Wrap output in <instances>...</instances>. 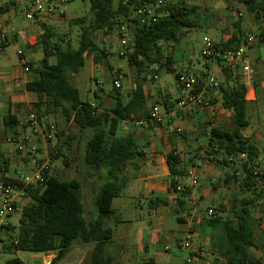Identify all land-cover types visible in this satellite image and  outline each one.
<instances>
[{
  "label": "trees",
  "instance_id": "1",
  "mask_svg": "<svg viewBox=\"0 0 264 264\" xmlns=\"http://www.w3.org/2000/svg\"><path fill=\"white\" fill-rule=\"evenodd\" d=\"M84 1L90 3L89 19L81 17L71 21V24L80 30L78 47L74 48L62 37H58L52 28L39 25L43 33L39 36L38 45L43 57L39 67L33 70L35 78L26 84V90L37 97V102L34 103L35 111L44 112L47 117L61 112L65 127H75L81 136L88 134L83 163L90 175L101 181L94 198L97 214L94 220L89 219L85 211L81 179H62L49 168L46 171L45 182L27 190L30 202L19 211L18 227H12L18 232L17 243H10L6 252L54 253L56 257L50 264H57L76 244H93L89 255L91 264L116 263L115 257L108 253V246L114 237V226L108 225L115 214L113 202L121 196L127 185L126 169L135 161L144 158V154L131 137L119 135L120 124L128 120L150 122L149 97L144 89L148 82L147 77L152 73L153 67H158L159 71L164 69L177 79V70L173 69L174 60L168 54L167 47L179 43L187 30L196 27L192 15H196L198 11L197 6L185 8L183 5L166 4L157 13L156 22L140 25L133 16L134 9L131 8L134 0ZM225 1L228 4L245 5L254 19L264 26V2ZM3 2L5 7L0 9L1 15L15 10L16 0ZM124 25H128L131 33L130 44L133 52L127 59L133 69L134 88L124 95L120 91L121 88L117 89L114 85V93L107 95L112 99V105L103 107L99 103L94 104L93 108L91 103L81 99L80 91L72 84L71 77L84 68L88 58L92 57L95 65L108 64L110 53L96 42V34L98 32L113 34ZM261 33H264V27ZM245 35L234 34L225 45L239 47L238 37ZM224 72L227 79L232 80V85L226 89L220 84L221 106L232 115L231 127L227 128L224 123H217L210 129H205L206 151L201 161H214L219 166L229 168L244 155L240 189L243 193L250 191L256 193L257 185L264 182V171H256L254 162L258 159L260 151L253 143L252 137L244 135V131L251 126L248 120L247 87L240 75H234L227 69H224ZM114 81L115 75L113 84ZM94 96L99 99L97 92ZM159 105L168 111L174 108L170 98H163ZM4 123L7 129L17 133L18 121L15 115H7ZM175 134L177 137L186 138L184 133L176 131ZM76 139L77 136L71 130L65 134L64 129L61 131L58 129L53 145L59 150L54 158L62 156L67 165L68 153L71 152L73 141ZM201 148L197 149L198 153ZM198 153L186 159L174 147L166 156L169 192L178 195L176 199L178 206L185 203L187 189L177 192V187L181 178L195 165ZM8 170L7 161L1 155L0 174ZM237 172L226 173L223 185L230 186V181L233 180L239 182ZM4 180L2 176L0 181ZM219 182L214 185V192L220 186ZM262 194L260 190L254 198L244 196L241 206L232 205L230 215L225 219L221 216L225 212V205L221 203L218 213L207 218L206 224L218 234L223 247V250L218 252L223 259L219 264H264L263 259L255 255L258 246L255 243L253 228L261 220L255 219L253 212ZM6 264L24 263L18 258H13Z\"/></svg>",
  "mask_w": 264,
  "mask_h": 264
},
{
  "label": "crops",
  "instance_id": "2",
  "mask_svg": "<svg viewBox=\"0 0 264 264\" xmlns=\"http://www.w3.org/2000/svg\"><path fill=\"white\" fill-rule=\"evenodd\" d=\"M29 1L30 0H16V6L14 7H16V9L20 5L26 7ZM230 5L228 7H220L211 14L202 13L207 16L209 20H213L211 22V27H213L215 31L221 33V39L217 40V42H226L237 33L252 35L262 31L264 27L263 24L254 19V16L248 12L245 5L234 3ZM14 11L15 10H12L11 13ZM11 13L4 15L0 14V27L4 30L8 27H12L15 30V32L8 37L7 43L0 41V148L9 166V170L6 172L7 176L15 173L27 174L35 167L32 158L18 154L14 150V147L5 143L6 137L13 133V131L5 127L4 118L9 114L15 115L18 121L17 133L29 132L27 116L29 114L28 112L33 111L34 103L37 102V97L34 93L26 90V84L35 78L33 70L39 67L40 60L43 57L42 50L38 45L39 36L43 33L40 29V24L30 22L28 27L21 28V26H19L15 28V16ZM238 13L241 14L240 17L237 15ZM217 17L219 19L215 21ZM68 20L71 19L68 18ZM2 22H7L8 24L5 26ZM63 23L64 21H49L43 25L54 29L53 27L63 25ZM182 40L178 43L180 51L175 54V59L178 53L183 52L181 47ZM11 45L20 46V49L17 51L18 61L14 65L9 64L10 60L5 54L6 49ZM259 45L251 47L248 53L264 44ZM20 52H23L22 57L19 55ZM248 53L247 56L251 63V57ZM108 59V64L95 65L91 57L92 75L95 73V66L98 67L99 70L104 68L102 70H104L105 75V68L108 67V69L112 71L117 61L111 54ZM253 61L262 65L264 63L260 55L255 56ZM176 62H178L179 66L182 64L184 65L182 60H174L173 69L175 70ZM24 63L30 68L29 72L24 71ZM256 67L259 71V80L256 83L255 79H253L252 85H248L247 87V92L249 93V103L252 101L253 103H258L260 112L264 111V66L258 67L256 65ZM195 72L199 73L202 77L206 74L214 78L220 75L223 82H219L218 78L215 79L226 89L232 85V80L227 79L222 63L218 60L209 59V62L205 64L204 70ZM113 74L112 72L111 77ZM173 77L175 79L174 87L176 91L173 89L172 82L166 79L165 76H162L158 84L154 87L150 86L149 82H147L144 87L145 93L149 97L148 108L153 104H156L158 108H163L162 113L165 121H163L162 125H155L151 122H147L143 127L131 125L127 132H123L124 136L131 137L134 140L139 150L144 154V158L135 161L132 166L126 169L125 176L128 180L121 196H123V194H128L130 197H133L138 208L142 209L146 207V215L144 213L140 214L139 218L141 221H136V217L133 215L132 227L125 225L123 229H119L121 226L120 222L112 224L111 221L113 219H111L108 225L114 226V237L111 244L108 246V253L114 257L117 251H119V255H125L130 252L126 244L130 245L131 243L132 246L136 247V254L138 255V258L135 257L134 264H185V254L178 250L177 244L182 239L186 229L192 226L195 232L196 244L203 247L206 251V255L201 257L194 264H219V262H223V259L218 254L219 245L216 242L217 239L215 240L217 235H215L214 231L206 224L208 217L206 215L207 207H205L209 201L214 185L217 184L213 177H215L219 165L214 166L210 163L208 164L206 160L201 161L205 156L206 144H200L199 136L201 135L204 140L205 129H210V127L217 123H223L225 118H231L232 115L221 106L220 90L213 89H208L205 94L212 105L210 109L193 107L176 111L175 107H169L170 110H166L164 106L159 105L163 98H170L174 101L183 94V91L176 82L175 75H173ZM152 87L155 88L156 92L153 91ZM133 88L134 82L126 94L130 93ZM98 91L100 90H93L94 94L95 92L98 93ZM175 94L177 96H175L174 99ZM103 95L104 98L99 97V99L95 98V100L88 102L96 105L104 102L107 106H103L102 104L103 107H110L112 105V99L105 93H103ZM178 126H182L179 128L181 131H178L176 128ZM249 128H252V124ZM176 131L186 134V138L177 137L175 134ZM254 134L256 137L263 139L262 133L259 134L258 131L251 133L247 137H252L253 139ZM174 147H176L186 159L188 156H193L198 153L197 149L202 147L195 160V165L190 169V171H196L199 183L186 190L187 195L184 199L185 203L182 206H178L177 204L176 199L178 195L169 192V169L166 156ZM41 150L35 154L38 160V154L41 153ZM100 183L101 181H99L96 176L86 183L83 182L82 198L91 201V195H93L94 205V198ZM142 197H145L144 201H141ZM146 202L148 203L146 204ZM78 245H81L82 248L83 246H87L83 257L90 255L93 244H77V246ZM74 247H76V245L71 247L70 250ZM165 247H169V250L165 251ZM209 249L213 253L210 254L215 260L214 262H210L209 260ZM257 251L258 254H255L256 257L262 258L264 249L257 248ZM40 256H42V258H40L42 264H50L56 257V254H39V257ZM116 258L117 257H115V259Z\"/></svg>",
  "mask_w": 264,
  "mask_h": 264
},
{
  "label": "rangeland",
  "instance_id": "3",
  "mask_svg": "<svg viewBox=\"0 0 264 264\" xmlns=\"http://www.w3.org/2000/svg\"><path fill=\"white\" fill-rule=\"evenodd\" d=\"M3 1V0H2ZM263 1L264 0H260ZM167 4L171 5H183L185 8H191L192 6H197L198 11L196 15H192L193 20L195 21L196 27L192 28L191 30H187L185 34V38L181 42V47L183 49V52H180L177 54V60L183 61L184 65H178V62H176V70L180 72L182 69H186L188 71H199L205 69V64L209 62V59H206L202 57L201 50H202V44L205 38H209L213 41H217L221 39V33L217 32L211 27V22L213 20H209L207 16H205L202 13L211 14L214 12V10H218L220 7L223 6H229L230 4L226 3L225 0H167ZM231 6V5H230ZM161 10V9H160ZM159 10V11H160ZM158 11V12H159ZM15 21L14 24L15 28H18L21 26L28 27L30 25V22L27 21L24 18L25 13V6L20 5L18 8H15ZM71 20H68V18ZM86 17L89 19L90 17V3L89 1H83V0H75L72 2L66 11V19L64 20L63 25L55 26L53 27L55 33L58 35V37H62L66 42H69L71 46L74 48L78 47L79 43V34L80 30L78 27H75L73 24H71V21L73 18H81ZM218 17L215 18V21H218ZM3 25H7L8 23L2 22ZM247 35V34H246ZM96 42L103 48H105L117 61L116 65L113 67V70L110 71L106 65V75L104 73V68L101 70L98 69V67L95 66V73L92 75V63L90 58L86 59L84 68L76 75L71 77L72 84L80 91V96L83 101H93L95 100L94 92L93 90H100L98 91V96L100 98H104L103 93L106 95H109L110 93H114L115 88L113 84V76L111 77V73H120L122 75L121 79V89L120 91L123 94H126L129 89L133 85V78L131 71L133 70L129 63L128 59H122L118 56V50L120 48V42L117 37V33L106 35L103 32H98L96 34ZM262 45V44H260ZM259 45V46H260ZM20 49L19 45H11L8 47L5 51V54L8 56L9 64L14 65L18 61L17 51ZM168 54L172 57L173 60L175 59V54L180 51V47L178 43H175L171 46L167 47ZM251 57V66L254 70V79L255 82L259 80V71L258 67L264 66L262 64H257L255 61H253V58L255 56L260 55L261 59L264 62V45L257 47L256 49L250 51L248 53ZM122 62V64H121ZM111 64V63H110ZM168 73L166 70L162 69L158 72V80L150 81V86H155L158 84L159 80L162 78V76H165L166 79L170 80L172 82V85L174 87L175 85V79L172 74H166ZM166 74V75H165ZM94 76V77H93ZM215 78H218V81H222L221 76L218 75V77L215 76ZM253 81V80H252ZM252 85V82H251ZM152 87V88H153ZM174 91L175 87L173 88ZM153 91L156 92L155 88H153ZM176 94L174 95V99ZM103 102V101H102ZM103 106H107V104L102 103ZM163 108L159 107L160 112H163ZM259 104L250 102L248 104V120L252 124V128L244 131V135L249 136L251 133L258 131V133H262L263 139L256 137L254 134L253 143L258 147L260 154L258 159L254 162L256 166V171L262 172L264 171V111L259 112ZM201 110V109H200ZM31 112H37L33 108V111ZM27 113V114H28ZM38 113V112H37ZM44 117V119L48 123H55L57 124V127L59 131L65 130V134H68V131L71 130L76 136L77 139L73 141L72 144V150L70 153H68V160L67 165L64 162V159L62 156L58 158H54L58 154L59 149L54 148L53 143H47L45 149L41 150V153H39V161H42L43 163L48 161V165L51 168V172L54 174L59 175L62 179H72V178H78L81 179L82 182L86 183L87 181H90L93 179V176L90 175V172L87 168V166L83 163V154L84 149L87 143V136L86 135H80L78 130L75 127H65V123L63 120V116L61 112H58L51 116H46L44 112L38 113ZM28 117V116H27ZM165 121V119L163 120ZM225 126L227 128L231 127L232 118H225L223 121ZM182 127V126H181ZM180 126L176 128H181ZM119 135L124 136L123 132H120ZM200 138V144L203 143L206 144V140L202 139L201 135ZM64 140V138H63ZM62 140V141H63ZM79 142V143H78ZM197 147V145H196ZM205 155V154H204ZM245 158H240L236 161L235 164H231L230 167H223L218 166L216 162H208V164H212L214 166H218V171L215 174V177L213 179L216 180V182H219V187L215 192H211L209 201L205 205L207 207L206 215L208 211H212L213 214H217L218 207L221 203L225 205L224 209L225 212L221 214V216L225 219L227 216L230 215V212L232 210V205L241 206V201L244 196L246 197H256V194L262 190V197L259 198L257 205L255 207V210L253 212V216L258 221L260 220V223L255 225L254 228V239L255 243L258 246L259 249H264V182H260L257 185V192L253 193L250 192H241L240 189V181L243 178V170H242V161H244ZM234 171H238L237 175L239 177V182H235L233 180L230 181V186H224L223 181L225 180L226 173H232ZM2 175H0L1 178ZM191 179H189V182ZM1 196V194H0ZM92 199L91 201L83 199V203L85 206V211L87 214V217L89 219H96V209L93 205V195H91ZM145 198V197H144ZM142 197L141 201H144ZM234 201H237L236 203ZM148 202H146L147 204ZM113 207L116 211L113 220L111 221L113 223L120 222V228L123 229V226L127 225L128 227H132V216L134 215L136 217V221L140 220V214L144 213L146 215V207L140 209L136 205V202H134L133 197H130L128 194H123V196H120L119 198L115 199ZM173 216V215H171ZM19 217L20 213H16L14 217L10 218V222L15 226L18 227L19 223ZM208 218H210L207 215ZM134 222V220H133ZM215 237L216 242L219 245L218 251L223 250V247L220 243V238L218 234ZM81 246V245H80ZM79 245L74 247L72 250L68 252V255L64 257L62 260L58 261L57 264H91L90 257H83L84 251L87 248V246L80 247ZM128 249L130 250L129 253L125 255H119V251H117L115 254L116 263L115 264H134L135 257L138 258V255L136 254V247L132 246L131 243L126 244ZM258 251L255 250V254ZM212 251L209 249V260L210 262H214L215 260L211 256ZM13 258L20 259L24 264H42V256L39 257V254H35L32 252H24V251H18L14 253L6 252V249H2L0 246V264H6L8 260H11ZM263 261H264V255H263Z\"/></svg>",
  "mask_w": 264,
  "mask_h": 264
},
{
  "label": "built area",
  "instance_id": "4",
  "mask_svg": "<svg viewBox=\"0 0 264 264\" xmlns=\"http://www.w3.org/2000/svg\"><path fill=\"white\" fill-rule=\"evenodd\" d=\"M75 0H30L25 7L24 18L29 22L45 24L49 21H64L66 19V11L68 6ZM167 4V0H134L131 8L134 9V18L140 25H149L156 22L157 13ZM4 2L0 1V9L4 8ZM15 16V12L11 13ZM239 17L240 13L237 14ZM15 32L14 28L8 27L6 30L0 27V41L8 42V37ZM120 42L118 56L127 58L133 52L130 44L131 33L128 25H124L116 32ZM229 41V40H228ZM217 42L209 38H205L202 44L201 55L206 59H215L222 63L223 69L230 70L234 75H240L243 83L248 87L254 79V70L248 59L247 53L251 47L264 44V33L239 36V47H227L228 42ZM20 57L23 52L19 53ZM24 71L29 72L30 68L24 63ZM152 73L147 77L148 82L158 80V67L152 68ZM176 82L183 91L181 97L173 101L176 111L185 110L187 108L199 107L202 109H210L212 107L210 101L205 97L208 89L220 90V83L209 74L202 77L197 72L182 69L178 72ZM122 75L115 73L114 85L117 89L121 88ZM248 93V92H247ZM249 96V93H248ZM95 108L94 104H91ZM148 119L155 125H161L164 115L160 112L156 105L148 108ZM147 123L146 120L123 121L120 124V131L127 132L131 125L143 127ZM28 133H11L5 143L14 147V150L24 156L34 160L35 167L30 173H15L7 176L2 174L4 181H0V246L6 249L10 243H17V230L10 218L19 213L20 209L26 206L30 199L27 190L31 187H38L45 182L46 171L49 170L48 161H39L35 154L39 150H43L47 143H54L58 135V127L55 123H48L44 117L37 112H31L27 117ZM178 131H181L177 128ZM45 145V146H44ZM54 146V145H53ZM0 148V160H1ZM245 157L244 155L242 156ZM211 158V157H210ZM230 161V160H229ZM1 175V174H0ZM191 179L189 182L188 180ZM199 179L196 171L191 170L188 174L181 178L177 187V192L198 185ZM207 215L212 217L213 212L208 211ZM178 250L185 254V264H194L201 257L206 255L203 247L195 242V232L192 226H189L183 234L182 239L177 244ZM169 247H165L168 251Z\"/></svg>",
  "mask_w": 264,
  "mask_h": 264
}]
</instances>
